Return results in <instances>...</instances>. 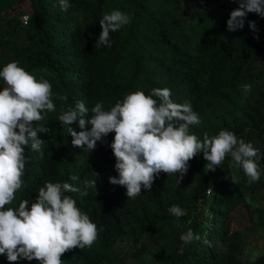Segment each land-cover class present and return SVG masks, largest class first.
<instances>
[{
  "label": "trees",
  "instance_id": "obj_1",
  "mask_svg": "<svg viewBox=\"0 0 264 264\" xmlns=\"http://www.w3.org/2000/svg\"><path fill=\"white\" fill-rule=\"evenodd\" d=\"M24 3L30 8L27 20ZM69 4L62 11L58 0H0V70L15 61L38 80H48L55 104V111L34 125L48 129L38 134L44 143L40 152L31 149V141L26 147L24 185L6 207L27 199L30 209L46 182L78 187L79 193L65 195L97 225L99 236L91 248L63 254L67 264H139L152 251V264H264V254L246 259L243 234L234 228L242 209L259 217L255 225L264 226V209H252L245 196V191L264 190V18L249 13L242 30L229 32L227 20L239 7L236 0H208L189 18L181 0ZM113 10L128 14L131 22L110 33V47L97 46L99 22ZM245 85L249 98L242 103ZM4 86L0 80V90ZM155 88H168L173 102L191 105L200 123L190 126L189 133L200 140L205 133L212 137L228 130L251 143L258 152L254 159L260 180L249 184L230 156L215 172H207L200 153L189 161L190 189L186 175L179 181L178 174L160 173L150 191L142 188L141 195L127 199L126 188L109 183L110 177L118 178L109 147L115 134L86 152L72 146L68 133V127L81 131L78 120L70 126L58 121L78 101L89 109L100 102L110 110L132 92L150 95ZM228 116L234 120L219 127ZM73 174L78 181L69 180ZM173 205L186 215L172 216L168 209ZM189 228L201 240L182 246L179 237ZM0 264H8L6 256H0Z\"/></svg>",
  "mask_w": 264,
  "mask_h": 264
},
{
  "label": "clouds",
  "instance_id": "obj_2",
  "mask_svg": "<svg viewBox=\"0 0 264 264\" xmlns=\"http://www.w3.org/2000/svg\"><path fill=\"white\" fill-rule=\"evenodd\" d=\"M236 2L239 7L227 20L229 32L242 30L249 13L264 18V0ZM58 3L62 11L70 7L69 0H58ZM130 22L131 17L120 10L104 14L99 22L102 31L96 45L110 47V33ZM248 23L256 31L255 22ZM0 80L5 85L0 90V256H6L8 264H18L21 259L39 264H63V254L77 248H91L99 236L97 225L77 207L72 196L65 195L79 193L80 189L69 182H46L39 188L30 209L27 199L18 207H6L24 185L25 149L29 142L33 151H41L44 142L38 139V134L48 129L34 125L55 111L52 85L46 79L38 80L15 61L0 70ZM171 96L168 88L152 89L150 95L137 90L110 110H105L100 102L89 109L83 101H78L73 109L60 114L58 121L62 126H70L78 120L81 131L68 127V133L72 146L86 152L94 150L97 142L110 133L115 134L109 147L116 160L118 178L110 177L109 183L126 188L127 199L141 195L142 188L150 191L160 173L178 174L180 181L189 170V161L200 153L207 162V172H215L230 156L242 168L249 184L260 180L261 171L254 159L258 152L251 143L238 139L228 130L212 137L205 133L200 140L189 133L190 126L200 123L199 115L189 103L173 102ZM89 112L91 118L86 119ZM88 125H91L90 131L85 130ZM69 180L76 182L79 177L73 174ZM168 211L177 219L186 215L176 205ZM177 227L182 225L178 223ZM179 239L184 246L201 237L189 228Z\"/></svg>",
  "mask_w": 264,
  "mask_h": 264
},
{
  "label": "rangeland",
  "instance_id": "obj_3",
  "mask_svg": "<svg viewBox=\"0 0 264 264\" xmlns=\"http://www.w3.org/2000/svg\"><path fill=\"white\" fill-rule=\"evenodd\" d=\"M208 3V0H181L183 15L189 18L192 14L202 11ZM23 19L28 18L29 4L22 5ZM249 98V87L243 86V98L241 102H245ZM234 120L233 116H228L219 122V127L227 124L229 121ZM200 157L197 158L196 163H200ZM188 173V172H187ZM189 174V173H188ZM185 186L190 189L194 185V178L186 175L184 177ZM245 196L252 209H264V190L255 193L245 191ZM257 215H251L246 209H242L241 214L237 217L234 228L242 232L244 237L245 257L249 261H254L259 256L264 254V226H257ZM155 251H152L149 256L145 257L139 264H152ZM63 264L69 262V258L62 256ZM19 264H39L38 261L19 260Z\"/></svg>",
  "mask_w": 264,
  "mask_h": 264
},
{
  "label": "built area",
  "instance_id": "obj_4",
  "mask_svg": "<svg viewBox=\"0 0 264 264\" xmlns=\"http://www.w3.org/2000/svg\"><path fill=\"white\" fill-rule=\"evenodd\" d=\"M24 20H27V19H24Z\"/></svg>",
  "mask_w": 264,
  "mask_h": 264
}]
</instances>
